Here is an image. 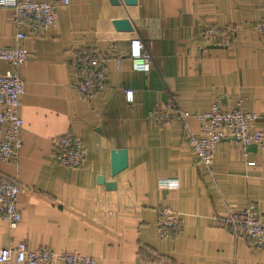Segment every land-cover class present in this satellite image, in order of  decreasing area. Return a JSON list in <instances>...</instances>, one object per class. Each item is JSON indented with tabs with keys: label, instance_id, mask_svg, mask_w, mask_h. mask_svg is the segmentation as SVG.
Instances as JSON below:
<instances>
[{
	"label": "crops",
	"instance_id": "crops-1",
	"mask_svg": "<svg viewBox=\"0 0 264 264\" xmlns=\"http://www.w3.org/2000/svg\"><path fill=\"white\" fill-rule=\"evenodd\" d=\"M118 1L68 0L56 9L57 26L40 35L17 27L12 10L0 8V47L15 45L21 31L28 51L17 68L24 80L22 146L17 158L0 160V177L21 188V220L10 228L0 217V247L24 242L89 255L97 264H264V249L234 238L220 223L227 206L252 204L264 212V148L251 144L243 151L224 138L209 174L190 149L184 123L151 116L169 112L172 97L194 132L214 102L264 115V33L253 28L264 24V0ZM118 20L137 25L125 31ZM229 25L238 29L231 45L200 40L203 27ZM133 36L151 56L146 72L132 69ZM82 48L108 57L105 89L91 97L75 85L72 60ZM9 70L0 61V73ZM124 87L133 89L132 103ZM64 134L85 147L77 169L55 160L54 139ZM117 148L126 149L127 166L113 175ZM108 182L115 187L106 188ZM158 206L179 214L176 235L158 237Z\"/></svg>",
	"mask_w": 264,
	"mask_h": 264
},
{
	"label": "built area",
	"instance_id": "built-area-1",
	"mask_svg": "<svg viewBox=\"0 0 264 264\" xmlns=\"http://www.w3.org/2000/svg\"><path fill=\"white\" fill-rule=\"evenodd\" d=\"M68 0H0V8L12 10V22L20 27L26 25L32 34L40 35L48 27H56V9ZM254 30L264 33V24L256 23ZM237 27L205 26L199 31L200 40L207 45L229 46L234 42ZM26 34L18 31L15 34V45L0 47V61L10 66L11 70L0 73V160L17 158L22 140L20 132L23 120L19 114L20 100L24 93V80L18 75L17 68L28 59V51L22 45ZM114 56V55H113ZM129 57L134 71L146 72L152 61L145 50L143 40L133 36L129 44ZM107 54L95 49L82 48L73 55V69L76 76L75 85L84 97L105 89V63ZM117 65L119 57H114ZM124 99L134 101V91L123 88ZM169 112L153 113V118L160 117L164 124L172 120L185 125V137L195 158L212 173L216 146L224 138L231 139L243 151L251 145L264 148V115L246 112L239 105L226 108L218 102L212 103L209 110L199 115L201 127L198 132L192 131L186 124L187 114L178 107L174 98L167 104ZM259 122L260 125L251 128ZM53 154L58 164L68 168H79L85 158V147L81 140L70 134L54 139ZM20 186L11 180L0 177V217L14 228L21 220L17 207ZM156 231L160 239L172 237L182 229L179 214L169 206H158L155 209ZM221 225L226 227L234 238L244 237L249 245L264 249V212L247 204L241 209L227 206ZM0 263L5 264H97L89 255L68 251H54L39 247L30 249L24 242L14 246L0 247Z\"/></svg>",
	"mask_w": 264,
	"mask_h": 264
},
{
	"label": "water",
	"instance_id": "water-1",
	"mask_svg": "<svg viewBox=\"0 0 264 264\" xmlns=\"http://www.w3.org/2000/svg\"><path fill=\"white\" fill-rule=\"evenodd\" d=\"M125 4H134L135 0H123ZM110 2L114 5L118 4V0H110ZM117 28L125 30V31H131L133 30V25L136 26V22L132 20H118L116 21ZM210 47H221L220 45H209ZM127 166V153L126 149L124 148H117L111 150V173L113 175L119 173L121 170H123ZM98 183H104V178L102 176L98 177ZM106 188H114L115 183L114 182H108L105 183Z\"/></svg>",
	"mask_w": 264,
	"mask_h": 264
},
{
	"label": "clouds",
	"instance_id": "clouds-1",
	"mask_svg": "<svg viewBox=\"0 0 264 264\" xmlns=\"http://www.w3.org/2000/svg\"><path fill=\"white\" fill-rule=\"evenodd\" d=\"M175 186H178V182L176 183V185Z\"/></svg>",
	"mask_w": 264,
	"mask_h": 264
}]
</instances>
